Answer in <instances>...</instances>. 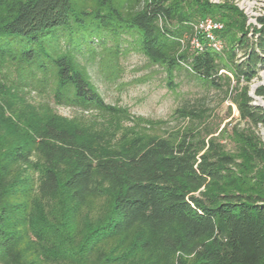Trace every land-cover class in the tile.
I'll return each instance as SVG.
<instances>
[{
	"label": "trees",
	"instance_id": "trees-1",
	"mask_svg": "<svg viewBox=\"0 0 264 264\" xmlns=\"http://www.w3.org/2000/svg\"><path fill=\"white\" fill-rule=\"evenodd\" d=\"M205 18L222 24V53L199 35ZM255 21L227 0H0V62L51 70L67 104L109 109L70 48L129 35L169 89L184 66L225 89L244 124L221 144L208 138L206 108L184 106L183 132L110 153L51 120L35 124L0 146V264H264V108L248 94L264 68V15Z\"/></svg>",
	"mask_w": 264,
	"mask_h": 264
},
{
	"label": "rangeland",
	"instance_id": "rangeland-1",
	"mask_svg": "<svg viewBox=\"0 0 264 264\" xmlns=\"http://www.w3.org/2000/svg\"><path fill=\"white\" fill-rule=\"evenodd\" d=\"M210 4H222L224 0H207ZM236 6L255 26V18L264 15V0H227ZM121 3V2H120ZM88 0H79L86 7ZM212 18L198 21L199 35L205 34L202 24ZM221 24V23H220ZM219 31H213L218 39ZM193 49L195 45L192 44ZM61 51L68 47L67 37L60 39ZM74 68L81 72L90 87L100 97L106 108L83 111L57 97L55 75L51 70L43 74L35 68L5 60L0 62V146L31 132L35 124L51 120L88 139L100 151H131L152 135L169 137L183 132L188 125L178 118L175 111L184 106L206 108L205 125L214 132L208 138L226 143L224 132L232 126L244 127L238 119L235 106L230 104L223 91L211 89L185 71L173 73L174 89L166 84V73L158 65L149 62L134 47L129 35L118 40L94 39L86 51L72 50ZM235 81H231V87ZM249 86L252 104L264 108V99L254 96L257 87H264V68L253 78ZM225 88V87H224ZM230 106V110L228 107ZM202 128V127H200ZM264 142V127L256 129ZM230 146H228L229 148ZM71 238H69L70 240ZM133 239L127 242L131 244Z\"/></svg>",
	"mask_w": 264,
	"mask_h": 264
},
{
	"label": "built area",
	"instance_id": "built-area-1",
	"mask_svg": "<svg viewBox=\"0 0 264 264\" xmlns=\"http://www.w3.org/2000/svg\"><path fill=\"white\" fill-rule=\"evenodd\" d=\"M202 26L206 28L204 30L205 34L203 35V37L208 41V43L215 51L221 52V43L216 39V36L213 34V31H220L222 29V24L214 23L210 20H207L202 24ZM192 44L195 45V48L200 49V43L196 39L192 41Z\"/></svg>",
	"mask_w": 264,
	"mask_h": 264
}]
</instances>
